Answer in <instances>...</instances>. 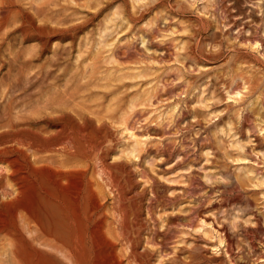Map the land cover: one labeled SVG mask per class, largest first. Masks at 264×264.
Instances as JSON below:
<instances>
[{
    "label": "rangeland",
    "instance_id": "rangeland-1",
    "mask_svg": "<svg viewBox=\"0 0 264 264\" xmlns=\"http://www.w3.org/2000/svg\"><path fill=\"white\" fill-rule=\"evenodd\" d=\"M3 148L0 264H264V0H0Z\"/></svg>",
    "mask_w": 264,
    "mask_h": 264
},
{
    "label": "bare ground",
    "instance_id": "bare-ground-1",
    "mask_svg": "<svg viewBox=\"0 0 264 264\" xmlns=\"http://www.w3.org/2000/svg\"><path fill=\"white\" fill-rule=\"evenodd\" d=\"M10 132H11V131H10ZM30 133H31V132H30ZM19 141H20V139H19ZM19 141H18V142H19ZM25 141H26V140H25ZM21 142H22V141H20L19 143H21ZM23 142H24V141H23ZM26 143H27V142H26ZM26 143H25V144H26ZM21 145H22V144H21ZM29 146H30V145H29ZM14 147H16V146H14ZM22 148H23V147H22ZM3 149H4V148H3ZM5 149H6V148H5ZM5 149H4V150H0V156H1L2 154H5ZM10 149H11V148H10ZM17 149H18V148H17ZM7 150H8V149H6V153H7ZM19 150H20V149H19ZM24 150H25V149H24ZM21 151H22V150H21ZM8 152H11V151H8ZM68 153H69V152H68ZM68 153H67V154H68ZM7 154H8V153H7ZM32 154H33V153H32ZM5 155H6V154H5ZM76 155H77V154H76ZM2 157H3V156H2ZM6 157H7V156H6ZM19 157H21V156H19ZM22 158H23V156H22ZM1 159H2V158H1ZM16 159H18V158H16ZM16 159L10 160V166H11V168H14V166H16V165H15V164H17V163H16ZM7 160H8V159H7ZM18 160H19V159H18ZM18 160H17V161H18ZM25 160H26V159H25ZM28 160H29V159H28ZM8 164H9V163H8ZM17 165H18V164H17ZM6 166H7V165H6ZM35 166H36V165H35ZM18 167H19V166H18ZM20 167H21V166H20ZM30 167H31V166H30ZM16 168H17V167H16ZM16 168H15V172H14L15 174L19 173V172H17V169H18V168H17V169H16ZM0 169H1V168H0ZM19 170H21V168H19ZM71 170H72V169H71ZM78 170H80V169H78ZM7 171H8V170H7ZM22 171H23V168H22V170H21V173H22ZM65 171H66V170H65ZM0 172H1V171H0ZM66 172H68V171H66ZM14 173L12 172V174H14ZM21 173H20V174H21ZM10 174H11V173H10ZM20 174H18V175H20ZM24 175H25V174H24ZM3 176H5V175H3ZM20 176H21V175H20ZM22 176H23V175H22ZM22 176H21V178L24 177V176H23V177H22ZM1 177H2V176H1ZM6 177H7V176H6ZM18 177H19V176H18ZM18 177H17V178H18ZM28 177H29V176H28ZM12 178H13V176H12ZM14 180H15V179H14ZM16 180H17V179H16ZM19 180H20V179H19ZM22 180H24V179H22ZM24 181H25V180H24ZM15 182H16V181H15ZM18 182H19V181H18ZM20 182L22 183V181H20ZM16 183H17V182H16ZM16 183H15V184H16ZM20 185H21V184H20ZM21 192H22V191H21ZM84 193H85V192H84ZM2 194H3V193H2ZM4 194H5V193H4ZM48 194H49V193H48ZM68 194H69V193H68ZM72 195H73V194H72ZM74 195H76V194H74ZM17 196H18V195H17ZM14 197H15V195H14ZM76 197H77V196H76ZM69 198H70V197H69ZM74 198H75V197H74ZM41 202H42V201H41ZM67 207H68V209H69V206H67ZM67 207H65V208L67 209ZM63 208H64V207H63ZM85 208H86V207H85ZM57 212H58V211H57ZM68 212H69V211H67V213H68ZM70 212H72V211H70ZM60 213H61V212H60ZM64 213H66V212H64ZM61 214H62V213H61ZM68 214H69V213H68ZM63 215H64V214H63ZM69 215H70V214H69ZM59 216H60V215H59ZM60 218H62V215H61ZM69 218H70V217H69ZM60 220H62V219H60ZM58 225H61V224H58ZM64 225H65V224H64ZM2 226H3V225H2ZM66 226H67V225H66ZM63 227H64V226H63ZM63 227H61V228H63ZM0 228H1V227H0ZM3 228H4V227H3ZM59 228H60V227H59ZM61 228H60V229H61ZM69 228H70V227H69ZM64 229H65V228H64ZM61 230H63V229H61ZM3 231H4V230H3ZM63 231H64V230H63ZM67 231H68V230H67ZM59 232H60V230H59ZM61 233L63 234V232H61ZM69 234H70V233H69ZM64 236H65V235H64ZM64 236H62V239L64 238ZM66 236H69V235H66ZM58 237H59V240H60V235H58ZM55 238H56V237H55ZM55 238H54V239H55ZM19 239H20V238H19ZM65 240H66V239H65ZM65 240H64V241H65ZM57 242H58V241H57ZM60 242H61V241H60ZM66 242H67V241H66ZM80 243H81V242H80ZM58 244L60 245V243H58ZM63 244H64V242H63ZM59 247H60V246H59ZM59 247H58V248H59ZM64 247H65V246H63V252L65 251ZM56 248H57V247H56ZM60 248H61V247H60ZM58 250H59V249H58ZM66 250H67V249H66ZM59 251L61 252V250H59ZM111 251H112V250H111ZM115 251H116V250H115ZM112 252H113V251H112ZM112 252H111V253H112ZM111 253H109V254L111 255ZM112 254H114V253H112ZM116 254H117V253H116ZM80 255H81V254H80ZM75 256H76V255H75ZM116 256H117V255H116ZM106 257H107V256H106ZM108 257H109V256H108ZM108 257H107V259H108ZM81 258H82V257H81ZM100 259H101V258H100ZM105 259H106V258H105ZM107 259H106V260H107ZM97 261H98V260H97ZM97 261H96V262H97ZM119 261H120V260H119ZM104 262H106V261L104 260ZM104 262H103V263H104ZM91 263H92V262H91ZM100 263H101V262H100ZM113 263H114V262H113ZM38 264H39V263H38ZM94 264H95V263H94ZM98 264H99V263H98ZM101 264H102V263H101ZM108 264H109V263H108ZM111 264H112V262H111Z\"/></svg>",
    "mask_w": 264,
    "mask_h": 264
}]
</instances>
